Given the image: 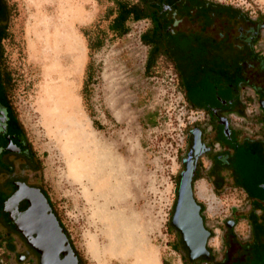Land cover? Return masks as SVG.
I'll list each match as a JSON object with an SVG mask.
<instances>
[{"label":"rangeland","instance_id":"rangeland-1","mask_svg":"<svg viewBox=\"0 0 264 264\" xmlns=\"http://www.w3.org/2000/svg\"><path fill=\"white\" fill-rule=\"evenodd\" d=\"M50 1L6 0L0 68L58 222L85 264H186L170 224L184 136L194 108L227 95L229 63L238 56L206 52L210 43L201 38L165 34L164 52L147 67L149 47L139 37L147 21L128 20L127 31L115 34L108 28L114 1L84 0V19L74 26L79 62L62 108L67 118L58 122L42 94L52 65L35 52L32 36ZM214 1L264 19V0ZM246 111V126H256L252 98ZM204 196L208 244L220 249L221 223L238 202L209 189ZM233 230L246 238L243 220Z\"/></svg>","mask_w":264,"mask_h":264},{"label":"flooded vegetation","instance_id":"flooded-vegetation-1","mask_svg":"<svg viewBox=\"0 0 264 264\" xmlns=\"http://www.w3.org/2000/svg\"><path fill=\"white\" fill-rule=\"evenodd\" d=\"M144 2L147 7L146 29L155 22L160 23L162 36L201 38L210 43L204 47L206 52H223L239 58L229 63L231 78L225 86L227 95L217 97L216 104L205 103L203 107L194 108L195 116L186 128L171 214L178 181L182 174L190 173L191 195L203 227L197 240L205 236V242L204 251L190 258L185 234L171 225L176 234L177 249L186 264H242L247 259H250L249 264H264V19L214 0ZM6 18V0H0V27L5 26ZM0 36L1 45L2 33ZM5 91L1 81L0 264H85L59 222L75 263L66 251L65 242L51 256L50 263L44 259L42 262L41 253L31 245L35 234L25 230L19 222L33 189L43 194L50 211L57 217L39 184V160L7 101ZM248 98H252L258 109L256 116L250 117L254 121L250 125H256L251 127L246 126ZM207 189L213 196L234 198L238 202L221 223L220 249L208 244L213 230L205 219L203 199ZM17 190H23L24 197L16 201V196L12 195ZM239 219L246 226V238L242 240L233 230ZM255 251L258 257L246 253ZM10 259L12 262L9 263Z\"/></svg>","mask_w":264,"mask_h":264},{"label":"bare ground","instance_id":"bare-ground-1","mask_svg":"<svg viewBox=\"0 0 264 264\" xmlns=\"http://www.w3.org/2000/svg\"><path fill=\"white\" fill-rule=\"evenodd\" d=\"M85 1H50L49 3L43 4V14L35 18L34 22L32 36L35 52L44 56L52 65L51 72L48 74V84L43 88L42 94L45 95V101L53 112L52 114L49 113L51 116L55 117L56 119L54 118V120H58V122H61L59 121L61 117L67 118V113L64 114V111L71 95L70 93L72 92L69 85V76L71 74L72 65L74 68L78 66L80 54V46L74 32V26L79 24L80 20L84 19L83 7ZM73 10L75 11V18L73 17ZM69 124L71 126L72 123ZM63 126L65 130L73 129L70 128L68 124H63ZM79 163L80 162H78V164ZM82 166L84 165L82 164ZM23 193V190L18 191L15 195L16 201L24 197Z\"/></svg>","mask_w":264,"mask_h":264},{"label":"water","instance_id":"water-1","mask_svg":"<svg viewBox=\"0 0 264 264\" xmlns=\"http://www.w3.org/2000/svg\"><path fill=\"white\" fill-rule=\"evenodd\" d=\"M189 175L190 173L182 174L178 181L177 195L170 217V224L174 228H180L185 234L186 245L191 254L190 258H192L204 251L205 236L197 240L203 227L197 213V206L191 195ZM33 191L31 199H28L29 204L21 213L19 220L25 230L35 234L31 245L41 253L42 262L45 260V262L50 263L51 256H54L59 251L58 248L60 249L62 243L65 242L66 251L75 263V258L67 243V239L61 232L58 221L50 211L45 197L38 189H33ZM17 193L18 190L14 192L12 197ZM14 225L17 226L16 223ZM17 228L20 229L19 226Z\"/></svg>","mask_w":264,"mask_h":264},{"label":"trees","instance_id":"trees-1","mask_svg":"<svg viewBox=\"0 0 264 264\" xmlns=\"http://www.w3.org/2000/svg\"><path fill=\"white\" fill-rule=\"evenodd\" d=\"M113 1L115 4V14L112 17L110 23L108 24V28L111 32L115 34H122L127 31L126 22L128 20L135 21L144 18L147 15V7L144 0H113ZM4 31H5V26L0 27V33H2V36L4 35ZM139 37L140 40L149 47L146 58V65L148 67L152 64V62L155 60L158 54L164 52L161 46V24L156 22L153 23L152 26L144 30ZM99 41H97L96 45H98ZM1 51L2 50L0 45V58H1ZM87 68H89V65H87ZM1 81L4 82V90H5L7 83V76L6 74H4L2 70H0V82ZM246 253L248 255L255 254L256 257L259 256V254H257L256 251L253 253L251 252H246ZM249 263H250V259L242 261V264H249ZM233 264H236V262ZM238 264L241 263L238 262Z\"/></svg>","mask_w":264,"mask_h":264}]
</instances>
